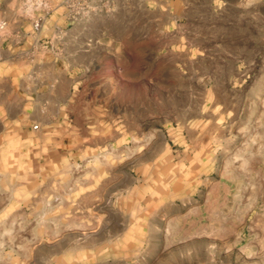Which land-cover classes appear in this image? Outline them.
<instances>
[{
	"label": "rangeland",
	"instance_id": "1",
	"mask_svg": "<svg viewBox=\"0 0 264 264\" xmlns=\"http://www.w3.org/2000/svg\"><path fill=\"white\" fill-rule=\"evenodd\" d=\"M2 21L0 264H264V0H0ZM70 55L83 106L34 107L25 71Z\"/></svg>",
	"mask_w": 264,
	"mask_h": 264
},
{
	"label": "crops",
	"instance_id": "2",
	"mask_svg": "<svg viewBox=\"0 0 264 264\" xmlns=\"http://www.w3.org/2000/svg\"><path fill=\"white\" fill-rule=\"evenodd\" d=\"M67 26L71 27L69 30H66V32L71 33L73 36L72 28L74 25ZM56 27L61 28L62 26L56 25ZM25 37L28 38V35L26 34ZM39 38L42 39V37ZM45 41H47V39ZM36 44H34L35 48ZM28 51H31V47L28 49ZM9 57L10 56L6 54L0 60V64L3 66L7 65L10 62L8 59ZM58 60H61L64 66L60 69L57 67L54 69L56 70V74H54L55 78L47 81L42 78L48 75L47 71H45L46 69L44 68V65L48 63H42L40 68L37 67L30 69L28 72L25 71V76H29L31 80L37 81L36 85H34V87L30 90V103L34 107L60 109L59 113H62L61 109H73L75 107L83 106V103L76 101L74 96L76 95V87L78 84H81V78L87 77L89 75V68L88 64L83 62L76 64L77 66L74 68V64L72 62L73 57L71 55L67 59L64 57L55 60L52 59L49 61V64L56 66L58 65ZM50 120L51 119L40 118L38 121L41 123H48Z\"/></svg>",
	"mask_w": 264,
	"mask_h": 264
},
{
	"label": "built area",
	"instance_id": "3",
	"mask_svg": "<svg viewBox=\"0 0 264 264\" xmlns=\"http://www.w3.org/2000/svg\"><path fill=\"white\" fill-rule=\"evenodd\" d=\"M43 19H44V15H41V16L38 17L37 21L34 24V27H35L36 30L40 29ZM6 25H7L6 21L0 22V29L4 30ZM34 127L37 129L38 125H35Z\"/></svg>",
	"mask_w": 264,
	"mask_h": 264
}]
</instances>
